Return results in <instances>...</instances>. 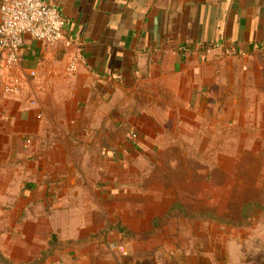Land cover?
Segmentation results:
<instances>
[{
    "label": "rangeland",
    "instance_id": "rangeland-1",
    "mask_svg": "<svg viewBox=\"0 0 264 264\" xmlns=\"http://www.w3.org/2000/svg\"><path fill=\"white\" fill-rule=\"evenodd\" d=\"M198 52L191 97L156 81L74 116L71 93L26 122L3 106L16 82L0 61V264H85L203 233L213 249L236 241L242 264L264 257V53Z\"/></svg>",
    "mask_w": 264,
    "mask_h": 264
},
{
    "label": "crops",
    "instance_id": "crops-1",
    "mask_svg": "<svg viewBox=\"0 0 264 264\" xmlns=\"http://www.w3.org/2000/svg\"><path fill=\"white\" fill-rule=\"evenodd\" d=\"M45 1L59 8L66 19L65 37L71 44L48 45L25 37L21 64L10 73L22 83L30 81L32 90L23 85L21 93L22 86L17 85L9 93L15 100L3 105L18 111L17 119L23 122L39 109L50 120L61 105L64 110L71 93L74 116L94 101L105 102L109 95L131 96L156 81L191 97L199 70L198 50L203 46L246 57L264 53V0ZM72 57L78 58L79 69L70 78L66 66ZM25 91L35 105L25 107ZM208 237L197 235L185 248L155 245L129 256L128 248L121 249L85 264H237V260L242 264V248L236 241L232 246L231 241H218L213 249ZM251 262L264 264V257Z\"/></svg>",
    "mask_w": 264,
    "mask_h": 264
},
{
    "label": "built area",
    "instance_id": "built-area-1",
    "mask_svg": "<svg viewBox=\"0 0 264 264\" xmlns=\"http://www.w3.org/2000/svg\"><path fill=\"white\" fill-rule=\"evenodd\" d=\"M66 19L59 8L45 0H0V61L2 66L12 71L21 64L25 37L48 45L62 42L69 46L71 40L65 37ZM79 69L77 57H72L66 73L74 75ZM36 72L30 71L34 76ZM15 85H6L7 92H13L21 80L15 78Z\"/></svg>",
    "mask_w": 264,
    "mask_h": 264
}]
</instances>
